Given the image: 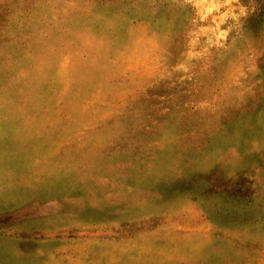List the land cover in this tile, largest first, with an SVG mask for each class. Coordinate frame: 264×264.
<instances>
[{"label":"rangeland","instance_id":"374dc122","mask_svg":"<svg viewBox=\"0 0 264 264\" xmlns=\"http://www.w3.org/2000/svg\"><path fill=\"white\" fill-rule=\"evenodd\" d=\"M0 264H264V0H0Z\"/></svg>","mask_w":264,"mask_h":264}]
</instances>
